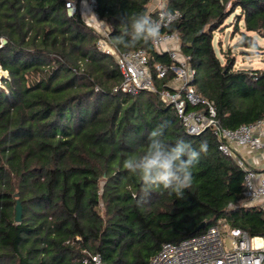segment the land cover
Here are the masks:
<instances>
[{"label":"trees","instance_id":"obj_1","mask_svg":"<svg viewBox=\"0 0 264 264\" xmlns=\"http://www.w3.org/2000/svg\"><path fill=\"white\" fill-rule=\"evenodd\" d=\"M150 1L97 0L110 40L123 31L121 17L155 20ZM167 8L180 16L162 31L179 37L196 70L193 84L214 102L220 124L237 128L261 119L264 70L237 69L229 55L222 62L213 41L234 16L235 28L241 22L245 28L238 45L258 48L264 0H167ZM96 40L79 11L68 14L65 0H0V73H7L0 86V264H94V254L102 264H150L163 243L220 220L264 235V208L241 204L244 171L219 149L212 129L188 134L159 93L114 91L121 71ZM118 48L148 52L158 90L173 80V70L157 76L155 63L174 61L152 42ZM162 122L166 142L182 137L197 150L202 141L208 145L181 196L145 193L122 167ZM202 221L207 225L195 232Z\"/></svg>","mask_w":264,"mask_h":264},{"label":"built area","instance_id":"obj_2","mask_svg":"<svg viewBox=\"0 0 264 264\" xmlns=\"http://www.w3.org/2000/svg\"><path fill=\"white\" fill-rule=\"evenodd\" d=\"M96 3L97 0H65L69 15L79 11L85 22L93 27L97 34V48L115 58L122 80L114 91L136 94L149 90L159 93L164 102L175 107L188 134H200L208 128L212 129L218 138L219 149L234 158L244 171L245 189L241 204L264 205V171L249 164L237 150L238 147L245 146L264 152V116L256 122L242 124L237 128L220 124L214 102L200 95L193 84L196 70L189 64V56L182 53L179 37L176 33L162 31L180 16L179 10H169L165 0L160 8L153 11L156 14L155 20H160L163 12L175 15L170 23L166 20L161 22L160 36L158 40L152 41L158 51L168 53L174 61L170 66L155 63L158 77L166 76L169 70L175 72L173 80L162 90H158L148 52L143 48L123 51L113 46L110 26L99 18ZM91 257L94 264H102L99 254ZM150 264H264V235L252 236L247 230L220 220L202 233L179 242L163 243Z\"/></svg>","mask_w":264,"mask_h":264},{"label":"clouds","instance_id":"obj_3","mask_svg":"<svg viewBox=\"0 0 264 264\" xmlns=\"http://www.w3.org/2000/svg\"><path fill=\"white\" fill-rule=\"evenodd\" d=\"M123 31L112 38L113 46L135 47L158 40L161 22H171L175 15L163 12L160 20L140 14L133 18L121 17ZM167 122L160 123L148 136V142L139 155L131 154L123 160L122 167L129 174L139 178L141 190L145 193L164 189L181 196L192 184V168L198 163L201 154H207L206 141L200 143L199 149L184 138H177L174 143L165 141Z\"/></svg>","mask_w":264,"mask_h":264},{"label":"rangeland","instance_id":"obj_4","mask_svg":"<svg viewBox=\"0 0 264 264\" xmlns=\"http://www.w3.org/2000/svg\"><path fill=\"white\" fill-rule=\"evenodd\" d=\"M235 18L231 16L227 19L224 26H222L214 35V46L221 58L225 62L227 55L234 57L237 69H261L264 70V37L256 35L259 47L250 48L243 45H238L241 40V31L245 30L244 23H240V29L235 28ZM249 34H254L249 32ZM255 35V34H254ZM7 76L6 72L0 73V86L2 84V77ZM264 206L261 204H257ZM103 212V209H100Z\"/></svg>","mask_w":264,"mask_h":264},{"label":"crops","instance_id":"obj_5","mask_svg":"<svg viewBox=\"0 0 264 264\" xmlns=\"http://www.w3.org/2000/svg\"><path fill=\"white\" fill-rule=\"evenodd\" d=\"M165 3V0H151L149 3V11L153 12L160 8ZM238 153L244 157L249 164L258 170L264 171V152L251 150L248 147L242 146L237 148Z\"/></svg>","mask_w":264,"mask_h":264},{"label":"water","instance_id":"obj_6","mask_svg":"<svg viewBox=\"0 0 264 264\" xmlns=\"http://www.w3.org/2000/svg\"><path fill=\"white\" fill-rule=\"evenodd\" d=\"M6 39H2V43H5ZM22 213H23V208H22V203L20 200H17V204H16V220L17 222H20L22 220ZM207 225L206 221H202L199 225H197L194 229V231H199L202 228H205V226Z\"/></svg>","mask_w":264,"mask_h":264}]
</instances>
